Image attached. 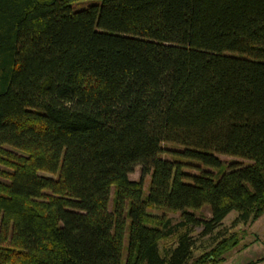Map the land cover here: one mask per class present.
Instances as JSON below:
<instances>
[{
  "label": "trees",
  "instance_id": "trees-1",
  "mask_svg": "<svg viewBox=\"0 0 264 264\" xmlns=\"http://www.w3.org/2000/svg\"><path fill=\"white\" fill-rule=\"evenodd\" d=\"M71 1L0 0V264L219 263L191 226L264 211V0Z\"/></svg>",
  "mask_w": 264,
  "mask_h": 264
},
{
  "label": "rangeland",
  "instance_id": "rangeland-1",
  "mask_svg": "<svg viewBox=\"0 0 264 264\" xmlns=\"http://www.w3.org/2000/svg\"><path fill=\"white\" fill-rule=\"evenodd\" d=\"M98 0H73L71 1L72 7L80 8L84 7L91 2H96ZM164 148H173L174 144L169 142H164ZM163 157H169L167 151H163L161 154ZM220 159L223 163L229 162L231 160L246 161L245 159H240L226 154H219ZM186 162L183 165V169L188 173H196L199 169H211L210 166L204 165L194 159H184ZM140 169L139 165H134L133 169L128 173L130 178H137L139 176ZM148 175H144L143 178V191L145 192L148 182ZM112 187L110 188L108 205L111 203L112 198ZM152 213L157 215H163L164 217L170 218V222H174L179 218V212L164 208H150ZM195 215L207 217L209 212L207 206L204 205L200 209L194 211ZM237 211L232 209L228 211L217 226L209 233L201 232V225L191 226L189 231L192 244L191 250L192 254L195 255L201 250L208 248L212 242L217 239V236L227 235L234 232L237 235L238 241L231 247H228L222 252L223 259L217 264H246L249 260H255L253 264H264V211L253 221L246 220L242 222L240 220H235L234 218ZM221 234V235H219ZM176 239V231L167 235L164 239L158 241V248L160 252L166 247L173 246ZM125 235L123 238V244L125 243ZM125 251L122 249L120 262L123 260ZM122 264V263H121Z\"/></svg>",
  "mask_w": 264,
  "mask_h": 264
}]
</instances>
